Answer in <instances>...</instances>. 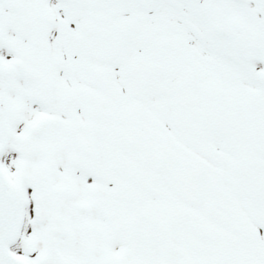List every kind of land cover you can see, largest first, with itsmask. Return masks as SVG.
Masks as SVG:
<instances>
[{
	"label": "snow or ice",
	"instance_id": "obj_1",
	"mask_svg": "<svg viewBox=\"0 0 264 264\" xmlns=\"http://www.w3.org/2000/svg\"><path fill=\"white\" fill-rule=\"evenodd\" d=\"M0 264H264V0H0Z\"/></svg>",
	"mask_w": 264,
	"mask_h": 264
}]
</instances>
